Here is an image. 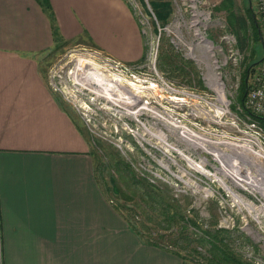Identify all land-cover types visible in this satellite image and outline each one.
<instances>
[{
	"label": "rangeland",
	"instance_id": "obj_1",
	"mask_svg": "<svg viewBox=\"0 0 264 264\" xmlns=\"http://www.w3.org/2000/svg\"><path fill=\"white\" fill-rule=\"evenodd\" d=\"M124 1L142 30V60L118 61L87 37L54 41L39 55L48 87L89 139L102 191L136 234L173 247L184 264H264V142L251 136L261 133L251 129L240 101L246 69L263 55L262 39L251 35L234 66L225 65L226 52L210 50L226 45L225 34H235L229 13L248 15L255 1ZM152 1L169 3L166 21L158 19ZM81 60L146 95L143 103L166 126L148 113L124 115L81 85ZM168 128L176 133L169 136ZM187 130L222 153L221 171L213 155L202 157L180 141ZM247 168L253 176L237 183L231 172Z\"/></svg>",
	"mask_w": 264,
	"mask_h": 264
},
{
	"label": "crops",
	"instance_id": "obj_2",
	"mask_svg": "<svg viewBox=\"0 0 264 264\" xmlns=\"http://www.w3.org/2000/svg\"><path fill=\"white\" fill-rule=\"evenodd\" d=\"M49 2L52 18L37 0H0V264H184L112 207L84 129L40 69L54 41L81 37L140 61V24L124 0Z\"/></svg>",
	"mask_w": 264,
	"mask_h": 264
},
{
	"label": "bare ground",
	"instance_id": "obj_3",
	"mask_svg": "<svg viewBox=\"0 0 264 264\" xmlns=\"http://www.w3.org/2000/svg\"><path fill=\"white\" fill-rule=\"evenodd\" d=\"M89 66L92 67L89 68ZM79 67H78L79 70L77 69L76 71L77 72L82 71L78 73V75L81 76V79H78L81 80L80 84L86 87L87 89L91 90L100 98L101 97L106 98L111 104L120 107L124 115L139 117L143 113H148L150 114V116H152V118L160 122L164 121L159 113L154 111L153 108L150 109L149 107H147L148 105L147 103H143V97H145L146 95H141L133 92L126 85L121 83L122 80L120 78L105 73L103 74L94 65H92L91 62L86 60H81ZM169 130H170L169 136H171V133H176V128H171ZM187 133L188 135L186 134L181 135L180 141L184 144H187L186 146L189 147L188 150L198 151L202 157H208L209 155H213L214 159L217 161V164L219 165L218 170L221 171L220 166L221 163H223L222 153L221 152L214 153V151H211L209 145L205 144L207 141L204 138L201 139L198 136L191 134L188 130ZM195 137L203 140V142H199L198 139H195ZM231 175L237 181V183H239V181L243 182L245 175L247 177L253 176L248 168L242 172L238 170L233 171L231 172ZM247 181H249V179H247ZM238 185L241 186V183Z\"/></svg>",
	"mask_w": 264,
	"mask_h": 264
},
{
	"label": "built area",
	"instance_id": "obj_4",
	"mask_svg": "<svg viewBox=\"0 0 264 264\" xmlns=\"http://www.w3.org/2000/svg\"><path fill=\"white\" fill-rule=\"evenodd\" d=\"M254 1H255L254 11L261 24L262 37L264 41V0H254ZM140 15L144 17V15L142 14ZM141 16L139 18V21L142 25V23L144 24V20L141 18ZM222 41L226 43L225 46H223L221 43L217 44V46L212 45L211 46L212 48H210V50L213 51V48L217 47L219 48V50L226 52V61L224 62L225 65L230 64V66H234L236 64H239L240 62L239 60L242 56L241 55L242 50L239 47L236 34H225L222 37ZM113 61L116 62L114 59ZM213 67L216 73V78L217 79L221 78L219 72H216L217 71L216 69L220 67V65L217 64V60L215 61L213 60ZM207 79L208 80L214 79V83L218 82V84L221 85L219 80L216 81L213 75H209ZM248 84H249V89L242 110L245 108L254 114L264 116V56L261 62L254 69V71L249 75ZM238 86L239 85H237V87ZM246 117H248V119L251 121V126H250L251 129L257 130L256 133H261V135L258 136L254 134H251V136L254 139H258L264 142V127L259 123L255 122L250 116H246ZM259 154L264 159V154L261 153ZM258 166L261 167V165Z\"/></svg>",
	"mask_w": 264,
	"mask_h": 264
},
{
	"label": "trees",
	"instance_id": "obj_5",
	"mask_svg": "<svg viewBox=\"0 0 264 264\" xmlns=\"http://www.w3.org/2000/svg\"><path fill=\"white\" fill-rule=\"evenodd\" d=\"M42 7L48 12V15L50 18H52L51 14V7H50V2L49 0H37ZM152 7L154 8L156 15L159 20L166 21L167 18L170 16V6L169 3H163V2H158V1H152ZM248 15L240 14V13H229V21L231 23V26L233 27L235 34L238 39L239 47L243 52L246 51V49L250 45L251 41V35L253 36L252 38L255 40H260L263 39L262 37V31H261V24L260 21L258 20L256 13L252 8L250 7L249 10L247 11ZM250 29H252V32H250ZM251 33V34H250ZM55 34V32H54ZM60 40V39H58ZM264 56V47H263V55L262 57L250 63L248 68L246 69V72L243 76L242 80V93H241V98L240 101L244 106V101L247 97L248 89H249V84L246 83V78L249 77V75L254 71L256 66L261 62L262 58ZM243 115L244 116H250L255 122L259 123L264 127V116L257 115L252 113L251 111L247 109H243ZM121 162H116L114 164V167H117L119 169V165ZM222 252V251H221ZM223 253V252H222ZM237 264H242L240 261H238Z\"/></svg>",
	"mask_w": 264,
	"mask_h": 264
},
{
	"label": "water",
	"instance_id": "obj_6",
	"mask_svg": "<svg viewBox=\"0 0 264 264\" xmlns=\"http://www.w3.org/2000/svg\"><path fill=\"white\" fill-rule=\"evenodd\" d=\"M262 44H263V47H264V41H263V39H262ZM248 81H249V77L246 78V83H248Z\"/></svg>",
	"mask_w": 264,
	"mask_h": 264
}]
</instances>
